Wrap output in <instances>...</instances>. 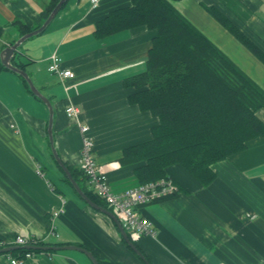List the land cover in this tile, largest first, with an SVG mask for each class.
Segmentation results:
<instances>
[{"label": "crops", "instance_id": "crops-1", "mask_svg": "<svg viewBox=\"0 0 264 264\" xmlns=\"http://www.w3.org/2000/svg\"><path fill=\"white\" fill-rule=\"evenodd\" d=\"M52 1L0 0V52L38 29ZM131 1L99 0L93 7L90 0H68L12 59L13 66H24L52 106L54 147L62 162L81 170L80 127H88L96 162L118 164L106 173L114 194L138 185L132 168L118 161L121 151L149 140L157 123L128 104L122 85L144 69L153 33L137 28L104 39L93 34L98 20ZM172 5L264 92V59L208 12L209 7L221 10L264 54V0H180ZM53 55L61 70L74 74L72 79L61 80L48 70ZM18 76L0 63V242L17 236L43 239L51 213L61 207L54 220L58 238L45 243L81 247L98 264H144L107 216L77 197H65L67 189L58 186L64 183L62 175L51 168L56 164L47 135L48 109ZM69 106L77 109L76 116H67ZM256 116L264 124V109ZM212 170L214 180L201 186L182 168H169L179 193L138 210L151 222L154 236L132 240L126 233L149 264H264V137ZM4 256L0 264H10ZM23 264L92 263L80 252L57 251L34 253Z\"/></svg>", "mask_w": 264, "mask_h": 264}, {"label": "trees", "instance_id": "trees-1", "mask_svg": "<svg viewBox=\"0 0 264 264\" xmlns=\"http://www.w3.org/2000/svg\"><path fill=\"white\" fill-rule=\"evenodd\" d=\"M175 1L180 0H132L130 5L114 9L98 20L93 34L104 39L137 28L153 33L144 69L125 78L122 85L128 92V104L157 123L150 129L149 140L121 151L120 164L132 168L138 184L170 178L168 170L176 166L201 186H207L215 178L214 164L243 152L250 141L264 137V124L256 116L258 110L264 109V92L178 13L172 5ZM58 2H51L45 18ZM208 12L254 56L264 59L260 48L221 10L209 7ZM27 31L22 29L23 34ZM18 77L30 92L25 80ZM56 167L63 182L83 201L57 164ZM68 169L83 193L108 209L88 189L83 172ZM27 252L40 253L20 249L5 255L21 258Z\"/></svg>", "mask_w": 264, "mask_h": 264}, {"label": "built area", "instance_id": "built-area-1", "mask_svg": "<svg viewBox=\"0 0 264 264\" xmlns=\"http://www.w3.org/2000/svg\"><path fill=\"white\" fill-rule=\"evenodd\" d=\"M93 7L98 5L99 0H90ZM48 70L56 74L61 80L72 79L74 74L70 70L60 69V60L53 55L50 59ZM66 114L74 117L78 114L75 107L66 108ZM81 133L84 135L82 140L80 154V168L83 172L88 189L101 201H103L108 209L118 219L125 231L129 232L132 240H137L141 236H154V230L151 222L139 213V209L175 196L179 193L178 186L170 178H162L145 184H138L133 188H129L120 194L112 193L107 182L106 173L110 169L118 168L115 162L106 165H99L93 154V139L87 135L88 127L81 126ZM36 173L43 176V173L37 169ZM63 212L59 207L50 215V227L43 239L38 240L29 237L17 236L11 242H0V248L7 246H30L37 243L54 240L58 238L55 230L54 220ZM34 253L27 252L21 258L6 255L10 259V264H23L26 260L33 257Z\"/></svg>", "mask_w": 264, "mask_h": 264}, {"label": "water", "instance_id": "water-1", "mask_svg": "<svg viewBox=\"0 0 264 264\" xmlns=\"http://www.w3.org/2000/svg\"><path fill=\"white\" fill-rule=\"evenodd\" d=\"M68 0H59V2L55 5V7L52 9V11L50 12V14L48 15V17L46 18V20L43 22V24L36 30L26 33L25 35H23L22 37H20L13 45L6 47L5 49H3L0 52V63L1 65L16 73L17 75H19L20 77H22L30 92L37 97L48 109L49 112V118H48V125H47V135H48V141L50 144V150H51V154L53 157L54 162L57 164V166L61 169V171L63 172V174L66 176L67 180L69 181V183L71 184L73 190L76 192V194L80 197L81 200H83V202L90 208H92L95 211L100 212L101 214L107 216L116 226V228L118 229L122 239L125 241V243L127 244V246L131 249V251L140 258V260L144 263V264H149L148 261L145 259V257L142 255V253L136 248V246L133 244V242L130 240V238L128 237L126 231L124 230V228L122 227V225L120 224V222L118 221V219L114 216V214L109 211L108 209H105L95 203H93L84 193L83 191L80 189V187L78 186V184L76 183V181L73 179L68 167L62 162V160L60 159L55 147H54V141H53V134H52V122H53V109L52 106L49 102V100L43 96L39 90L35 87V85L33 84L32 80L30 79V77L28 76V74L20 69L19 67L13 66L12 65V59L15 55V52L17 51V49L19 48V46L28 38L33 37L41 32H43L47 26L49 25V23L52 21L53 17L58 13V11L61 9V7L67 2ZM20 249H24V250H32V251H40V252H57V251H78L83 253L92 264H98L97 260L95 259V257L86 249H83L81 247L78 246H74V245H30V246H7V247H3L0 248V255H4L16 250H20Z\"/></svg>", "mask_w": 264, "mask_h": 264}, {"label": "rangeland", "instance_id": "rangeland-1", "mask_svg": "<svg viewBox=\"0 0 264 264\" xmlns=\"http://www.w3.org/2000/svg\"><path fill=\"white\" fill-rule=\"evenodd\" d=\"M51 163H53V162H51ZM51 168H53V171H54V169H55V172H56V174H58V175H61V173H60V171L53 165ZM49 170V172H50V169H48ZM57 178V177H56ZM58 186H61L62 187V189L63 188H66L67 189V191L68 192H66V191H64V194H65V197L67 198L68 196H72V197H75V195L72 193V190H71V188L67 185V184H65V183H61V182H58ZM67 252H73V253H76V252H78V251H76V252H74V251H67ZM53 254L54 253H56V252H52ZM81 253V252H80ZM83 254V253H82ZM0 257H2V258H5V256L4 255H0Z\"/></svg>", "mask_w": 264, "mask_h": 264}, {"label": "bare ground", "instance_id": "bare-ground-1", "mask_svg": "<svg viewBox=\"0 0 264 264\" xmlns=\"http://www.w3.org/2000/svg\"><path fill=\"white\" fill-rule=\"evenodd\" d=\"M68 116V115H67Z\"/></svg>", "mask_w": 264, "mask_h": 264}]
</instances>
